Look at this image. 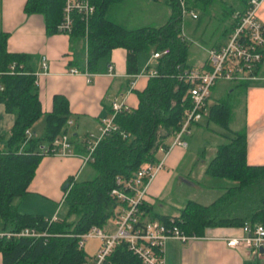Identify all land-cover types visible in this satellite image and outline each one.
Listing matches in <instances>:
<instances>
[{"label": "trees", "instance_id": "16d2710c", "mask_svg": "<svg viewBox=\"0 0 264 264\" xmlns=\"http://www.w3.org/2000/svg\"><path fill=\"white\" fill-rule=\"evenodd\" d=\"M91 1L95 11L87 37L84 39V23L77 16L71 32L82 43L81 53L87 58L88 71H96L98 62L116 47L127 50L128 72L137 71L139 52L168 49L169 53L160 57L154 67L160 75L150 78L146 87L137 92L138 106L115 115L113 120L117 128L99 140L91 159L85 163L91 170L90 175L85 179H69L64 200L52 219L20 212L15 200L28 193L36 167L44 157L39 153L40 147L49 146L57 136L68 133V100L57 94L53 97L52 110L42 111L36 76L25 66L24 55L8 52V35L0 30V102L14 115L10 134L0 148V231L16 233L28 228L41 234L0 237L2 264H86L87 254L79 246L80 235L93 226L104 229L116 216L118 207L123 204L111 195L117 177L127 179L143 164L157 163L158 150L168 148L165 140L179 129L184 111L191 105L188 85L175 76L177 65L188 67L187 53L192 43L180 36L183 26L178 2L165 0L172 13L162 25L128 28L107 14L109 7L121 0ZM247 2L186 0L197 17L215 19L217 32L220 27L224 28L220 35L230 33L233 13L243 11ZM63 5L64 0H27L24 10L42 14L48 32H56ZM12 63H15L14 73H10ZM230 112L231 106L226 99L209 107L208 118L228 134L226 142L217 148L207 174L226 179L232 185L208 205L188 200L178 216L158 217L163 221L172 218L186 235L201 236L208 227L242 226L247 219L251 224H264V165L247 163L245 136L229 128ZM41 116L45 117L43 134L28 135L26 131H30ZM84 153H87V144ZM143 209L149 211L145 202L141 206ZM104 264L143 263L128 250L127 243L120 242Z\"/></svg>", "mask_w": 264, "mask_h": 264}, {"label": "crops", "instance_id": "0c3cea01", "mask_svg": "<svg viewBox=\"0 0 264 264\" xmlns=\"http://www.w3.org/2000/svg\"><path fill=\"white\" fill-rule=\"evenodd\" d=\"M26 1L0 0V30L8 35L6 41L8 52L24 55L25 66L34 75L36 74L42 111L47 113L52 110L55 95L61 94L67 98L70 111L69 120L72 121L68 125V133L75 155L42 157L28 186V193L17 198L15 204L20 212L41 214L53 219L66 195L64 184L68 183L71 178L76 179L86 166L81 156L85 154L84 146L89 134L94 136L93 139L97 137L100 120L112 113L111 104L114 100L127 109L138 106L137 92L146 87L150 78L135 75L150 65L155 67L158 60L150 58L153 50L139 52L137 71L128 72L127 50L123 47H116L108 53L106 58L98 62L96 71H88L87 58L81 53V41L71 34L48 32L42 14L25 12ZM145 1L147 4H152L156 12L159 11L162 14L157 21L159 24L153 25L152 23L147 24L148 26H160L168 20L172 10L165 0ZM263 15L264 10L259 14L264 24ZM190 40L193 41L192 38ZM194 43L206 52L197 64L191 63L189 51L192 43L189 45L187 64L195 68L204 66L209 48L215 46L214 44H223L219 39L213 45L208 46L209 48L195 40ZM43 58H45L46 68L42 66ZM72 68H77L80 72L71 73ZM257 74L258 79L256 80L240 84L227 82L223 89L224 91L226 89V94L231 97L229 128L245 136L247 163L253 166H263L264 59ZM223 98L224 95L215 98L213 87L209 106ZM211 123L215 122L208 116L193 123L190 133L183 137L187 142L185 147L174 146L166 153L162 148L158 150L159 159L164 160L161 169L157 171L148 185L144 202L149 211L143 209L144 216H142L145 220L159 219L158 217L162 216H178L180 209L188 200L197 201L193 197L194 192L201 194L200 198H204L205 193H212L208 202L197 201L208 205L220 197L226 187L232 185L226 179L207 174V168L215 157L217 148L226 142L225 135L228 134L226 131L210 128ZM13 124L14 115L6 111L4 104L0 102V148L10 134ZM44 126L45 117L41 116L30 128V133L41 136ZM171 140L172 136H169L165 144L169 146ZM208 179L212 181L206 182ZM180 190H183L184 196ZM167 206H171L172 210H167L165 208ZM249 221L250 219L246 220V222ZM110 225L113 224L108 223L104 228L105 231L111 232ZM241 227V225L208 227L201 236L186 240L167 239L163 247L164 264H246L250 262L264 264V253L256 254L247 249L232 248L227 245L229 238L241 235ZM89 238H95L98 241L87 243ZM89 238L84 241L83 249L90 254V263L86 264H93L100 240L97 237ZM0 264H2L1 252Z\"/></svg>", "mask_w": 264, "mask_h": 264}, {"label": "built area", "instance_id": "2783aa9c", "mask_svg": "<svg viewBox=\"0 0 264 264\" xmlns=\"http://www.w3.org/2000/svg\"><path fill=\"white\" fill-rule=\"evenodd\" d=\"M176 1L180 7L182 20L184 16H188L190 19L197 18V13L188 8L186 0ZM263 5L264 0H248L243 11L233 13V28L228 34L227 40L223 44L207 50L206 62L202 68L177 65L175 76L188 85L187 95L191 105L184 111L179 129L172 136L168 148L163 152L166 153L174 146L185 147L187 145L183 137L190 133L193 123L208 115L212 89L217 82L239 84L258 79V68L264 59V24L259 17V10ZM94 11L95 7L91 0H64L62 18L57 25V32L71 34L74 28V19L77 16L84 23L85 39ZM180 36L189 39L184 31H181ZM168 53V49L152 51L150 58L158 60ZM42 66L46 68L45 58H43ZM14 72L15 63H12L10 73ZM70 72L78 73L80 71L77 68H72ZM85 73H88L87 70ZM159 75L158 71L150 65L135 76L152 78ZM111 110L110 115L101 118L97 137L93 139L94 136L89 134L86 142L87 153L81 156L83 163L91 159L92 152L99 140L117 128L113 120L115 115L127 108L114 100ZM71 123L72 121L69 120L68 124ZM26 132L30 135L29 130ZM39 153L44 156L75 155L68 133L57 136L49 146L42 145ZM163 160L161 158L155 164H143L127 179L117 177L116 186L111 190V195L123 204L118 207L116 216L109 221L115 226V230L107 232L93 226L87 233L80 235V247H83L84 241L89 237H97L100 240L93 264H104L105 259L120 242L127 243L128 250L137 256L143 264H164L163 247L167 239L186 240L194 237L186 235L172 218L168 221L142 218L141 206L145 201L148 185L157 171L161 169ZM241 230L240 236L227 240L228 246L247 249L256 254L260 249H264L263 223L245 222ZM39 235L41 234L28 228L16 233L0 232V237Z\"/></svg>", "mask_w": 264, "mask_h": 264}, {"label": "rangeland", "instance_id": "374dc122", "mask_svg": "<svg viewBox=\"0 0 264 264\" xmlns=\"http://www.w3.org/2000/svg\"><path fill=\"white\" fill-rule=\"evenodd\" d=\"M262 10H264V5L259 10V14L261 13ZM107 14L112 20L116 21L122 26L131 27V28H136V27L147 25V24L150 25L152 23H154L153 25L159 24L157 23V21L159 20L158 18L162 16L161 12L159 11L156 12L152 8V4H147V1L145 0H122V2L118 4L111 5L108 9ZM182 26H183V30L181 31H184V33L188 36V38L191 37L193 39L191 47H190V51H189L190 60L192 61L191 63L197 64V62L201 61L202 58L204 57V53L206 54L204 49L200 48L198 44L194 43V40L207 47L210 45H213V42L215 39H219L223 43L227 40V36H228L227 34L226 35L219 34L220 31L224 29L223 27L222 28L220 27L219 28L220 31L217 32L218 24L215 21V19L211 20L210 18H206V17L200 18L199 15L196 19H190L188 16H184L182 20ZM143 55L146 56V54L144 53ZM226 83L227 82L225 81L217 82L216 85L214 86V95H215V98L222 97L224 95L223 99H226L229 102L231 97L229 94H226L225 92L226 89L225 91L223 89ZM209 126L210 128L215 129L217 131H226L224 128H222L221 126L215 123H211ZM90 173H91V170L89 169V167L85 166L83 171L80 174H78L77 177H79V179H85L90 175ZM207 181L211 182L212 180L208 179L206 180V182ZM180 191H181L180 193H182V196H184L183 190H180ZM205 194L206 196L204 198H200L199 195L201 194L194 192L193 197L197 201H202L203 203H206L208 202V199L210 198L212 193L208 192ZM165 208L167 210H172L171 206H167ZM110 227H111L110 231L113 232L115 230V226L110 225ZM103 230L105 231V229ZM89 241L97 242L98 240H95V238H92V239L89 238L87 239V243ZM99 246H100V243H99ZM86 250L88 251L89 249H86ZM86 254H87V263H90V260H91L89 257L90 254L88 253Z\"/></svg>", "mask_w": 264, "mask_h": 264}, {"label": "water", "instance_id": "95a60500", "mask_svg": "<svg viewBox=\"0 0 264 264\" xmlns=\"http://www.w3.org/2000/svg\"><path fill=\"white\" fill-rule=\"evenodd\" d=\"M69 186V183H65V185L63 186L64 189H66ZM260 253H264V249H260L259 250Z\"/></svg>", "mask_w": 264, "mask_h": 264}]
</instances>
